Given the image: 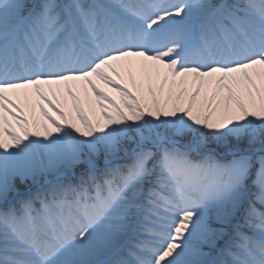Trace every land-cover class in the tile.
<instances>
[{"label":"snow or ice","instance_id":"snow-or-ice-1","mask_svg":"<svg viewBox=\"0 0 264 264\" xmlns=\"http://www.w3.org/2000/svg\"><path fill=\"white\" fill-rule=\"evenodd\" d=\"M0 264H264V0H0Z\"/></svg>","mask_w":264,"mask_h":264}]
</instances>
